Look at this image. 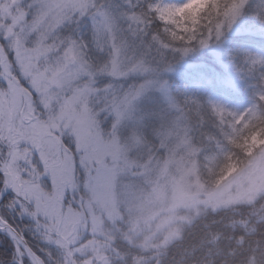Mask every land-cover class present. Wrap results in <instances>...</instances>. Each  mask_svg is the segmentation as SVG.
Returning <instances> with one entry per match:
<instances>
[{"label":"clouds","instance_id":"clouds-1","mask_svg":"<svg viewBox=\"0 0 264 264\" xmlns=\"http://www.w3.org/2000/svg\"><path fill=\"white\" fill-rule=\"evenodd\" d=\"M167 2L181 5L184 0ZM13 7L29 11L15 26L0 15V68L8 67L7 54L12 53L32 95L21 87L15 91L0 87V113L4 114L0 121V192L12 193L15 207L9 215L19 221L5 229L15 233L13 243L19 245L7 264H118L111 255L113 236L105 228V219L111 222L113 216L104 158L115 160L120 154L123 145L118 132L139 92L131 85L125 87L123 81L151 79L159 69L157 49L180 54L177 49L199 47L216 18L214 0H200L196 11L192 7L172 9L163 21L153 12L155 19H148L136 37L127 32L128 16L140 11L136 0H0V13ZM77 22L78 33L74 30ZM81 36L88 41L83 48L76 46ZM121 37L152 46L153 57L146 58L150 72L120 60L115 71L125 76L113 75L108 50ZM159 41L169 47L161 48ZM69 48L74 50L71 57ZM10 109L14 111L11 131ZM257 133L262 142L248 153L246 141ZM10 135L15 144L8 139ZM223 136L225 151L235 155L241 169L233 178L264 166V122L250 114L225 129ZM74 156L79 157L82 175L74 174ZM227 163L219 160L222 169ZM44 175L47 186L39 183ZM2 209L0 205V216Z\"/></svg>","mask_w":264,"mask_h":264},{"label":"rangeland","instance_id":"rangeland-1","mask_svg":"<svg viewBox=\"0 0 264 264\" xmlns=\"http://www.w3.org/2000/svg\"><path fill=\"white\" fill-rule=\"evenodd\" d=\"M263 31L251 23L245 25L242 17L218 41L213 36L204 48L189 46L193 50L183 57L172 51L154 54L159 69L143 89L138 78L123 81L125 87L131 85L139 92L118 132L123 145L120 154L115 160L104 158L110 186L108 207L113 216L111 222L105 219V228L113 236L111 241H124L145 250L160 249L180 238L183 226L204 208L250 203L264 194V166L235 178L234 174L241 172L239 166L219 167L214 184L201 179L199 149L193 140L189 114V110L207 105L215 113L236 121L241 118L253 89L247 83L251 69L243 53L264 57V51L244 44L232 52L227 43L238 34L264 37ZM205 52L211 56L210 64L191 59ZM196 65H208L214 72L213 80L202 83L199 91L182 80L185 77L189 81L188 71ZM218 91L242 97L240 107L223 99ZM74 165V174L82 175L78 156Z\"/></svg>","mask_w":264,"mask_h":264},{"label":"trees","instance_id":"trees-1","mask_svg":"<svg viewBox=\"0 0 264 264\" xmlns=\"http://www.w3.org/2000/svg\"><path fill=\"white\" fill-rule=\"evenodd\" d=\"M200 0H193L192 10ZM245 25L256 24L250 15L243 16ZM260 28L261 27L259 26ZM264 32V31H263ZM261 34H263L261 32ZM232 37V36H231ZM250 44L252 47H261L264 51V37L259 34H238L227 43V49L237 51ZM194 63H209L211 56L205 53H197L192 58ZM249 86H253L251 97L243 106V113L239 120L231 116H225L213 111L211 107L198 106L197 110H189L190 125L194 143L199 149L198 161L199 174L207 184H214L216 172L220 166L221 158L228 161L227 168L239 166V161L232 152H226L223 144L224 130L231 129L234 123H239L245 117L255 112L259 115L264 111V101L260 100L259 93L264 91L261 85V76H264V65L249 67ZM188 79L183 81L189 87L202 90L201 85L212 81L214 72L207 66L196 65L188 71ZM203 83V84H202ZM222 94V98L228 102L240 105L236 93ZM220 97V96H218ZM242 106V105H241ZM240 107V106H239ZM259 133L253 135L246 151L253 153L255 146L262 141L257 139ZM13 223H19L13 219ZM7 241L0 237V244ZM35 246V242H32ZM111 255L118 264H264V194L250 203H235L219 208H204L198 216L183 226L180 238L174 240L160 249H143L130 245L124 241H111Z\"/></svg>","mask_w":264,"mask_h":264},{"label":"snow or ice","instance_id":"snow-or-ice-1","mask_svg":"<svg viewBox=\"0 0 264 264\" xmlns=\"http://www.w3.org/2000/svg\"><path fill=\"white\" fill-rule=\"evenodd\" d=\"M110 2L111 0H109V3ZM136 7L139 8L140 11L133 15H129L127 18V32L131 34V37H136L138 31L141 33L143 32L142 26L148 19H155V17L151 16V13L154 12L156 16L163 21L167 19L164 14L169 13L172 9L181 11L182 9L192 7V5L191 0H184L181 5L168 3L167 0H136ZM28 11L29 10L23 7H13L12 9H4L3 13H0V15H6L7 20L5 22L15 26L20 20L24 19L28 15ZM214 11L216 18L213 24L208 26L206 29L207 34L199 40V47L201 48L207 46L213 36L215 40L218 41L223 36L224 32L231 29L237 20L245 16V14L250 15L256 24L264 27V0H214ZM92 23L93 21L90 19L89 25ZM137 25H140L141 27L139 29L135 28ZM74 30L77 33L80 31L79 22L75 25ZM9 31H12V28H10ZM120 31L123 32L124 29L121 28ZM159 43L161 48L169 47V45L164 41H159ZM86 44H88V41L84 40L83 36L76 41V46L79 48H83ZM100 47L102 48L104 45L101 43ZM192 50L193 49L189 47L177 49L182 57L187 55ZM108 51L113 59V75L115 76H125V73L115 71L117 62L120 60L129 63L134 62L136 67H138L143 73H148L152 70L146 63L147 57H153L152 46L150 44H145L143 40L121 37L119 42L114 43ZM96 52H99V49H97ZM156 54L163 55L159 49H157ZM7 55L9 65L6 68H0V87L7 88L10 91H15L16 87H21L29 95H32V89L25 84L20 71L17 70L16 64L13 63V54L8 53ZM67 55L70 57L74 55L73 48L68 49ZM243 56L250 62L251 67L264 65V57H259L248 52H244ZM167 70L170 71L171 66H169ZM89 74L91 75V73ZM142 79L144 78L142 77ZM151 83V79H145L144 83H142L140 87L143 89L145 85ZM164 84L166 85V82H164ZM261 85L264 86V76H261ZM258 95L260 100L264 101V91H261ZM250 114L254 119L264 122V111L257 115L255 112H251L250 110ZM3 118L4 114L0 113V121H2ZM7 122L11 131L14 125V111L11 109L7 113ZM8 139L11 143L15 144L16 140L13 136L10 135ZM64 143L65 145L68 144L67 141H64ZM68 147L69 151H71V146ZM0 155H2V153H0ZM73 159H75V156ZM48 182L47 175L39 177V183L42 186H47ZM0 188H3V185H0ZM0 205H3L2 211L4 213L0 216V219L4 220V223L0 224V237H3L7 241L6 244H0V264H7L8 260L11 259V254L19 246L13 243L15 233L9 234V232L5 231L6 228H9V225L15 227L12 222L14 214L9 215L10 209L15 207V203L12 201L11 192L7 190L0 192ZM22 235H25V238L27 239L26 233H22ZM21 260H23V257H21Z\"/></svg>","mask_w":264,"mask_h":264}]
</instances>
